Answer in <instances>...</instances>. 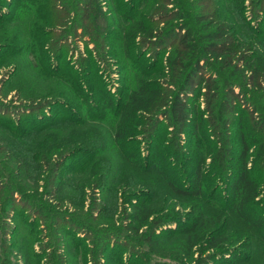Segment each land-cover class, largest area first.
<instances>
[{
  "label": "rangeland",
  "instance_id": "rangeland-1",
  "mask_svg": "<svg viewBox=\"0 0 264 264\" xmlns=\"http://www.w3.org/2000/svg\"><path fill=\"white\" fill-rule=\"evenodd\" d=\"M189 1L192 14L213 11L204 0ZM155 2L138 1L134 17L143 21L146 18L158 20L151 26L155 33L162 32L169 24L172 28L156 38L151 46L138 42L132 56L139 59V65L129 60L120 65L113 59L115 37H111L112 29L121 24L119 19L124 21L120 9H129L130 0H0V264H82V253L87 244L78 248L76 241L81 238H87L91 244L94 240L95 244L91 247L93 250L88 249L84 255V264H90V261L92 264H225L224 258L233 254L238 255L239 260L230 261V264H264V242L259 241L252 229L224 210V180L221 177L213 175L204 179L200 197H183L170 192L155 169L148 167L144 156L152 142L160 151H165L169 139L166 121H161L155 130L156 139L146 141L138 135L133 144L123 148L128 156L138 149L142 151L138 167L127 163L124 154L116 151L110 140L103 137L97 128L99 124L85 121V114L89 117L90 114L108 113L99 97L100 86L112 94L114 105L117 92L130 91L143 79L154 78L171 88L181 81L183 75L166 66V60L171 56L169 52L174 51L172 44L181 35L180 29L174 28L180 20L165 17L172 5ZM260 25L264 30V23ZM147 70L151 71L150 75ZM56 72L65 74L67 79L59 83L51 81L49 76ZM201 74L203 79L196 80V87L185 99L188 111L191 113L196 109L198 125L200 118L207 120V117L219 114L224 120V106L221 108L223 72L210 66ZM210 108L214 110L211 113ZM236 113L238 109L233 102L232 121L237 118ZM63 115L86 123L74 134L69 132L68 138L79 140L73 145L91 151L92 158L78 155L67 159L56 179L50 184L48 180L44 190L39 189L42 193L50 191L51 195L53 192L54 197L52 200L42 198L45 204L38 214L25 207L28 199L21 201L20 196H8L4 186L9 184L18 188L30 181H23L29 176L23 170L25 160L29 159V145L42 139L45 146L40 147L44 149L52 143L48 134L31 135L30 130ZM210 124V120L204 126L201 123L195 137L193 128L183 135V143L179 146L182 164L191 159L188 166H192L193 162L203 158L204 170L210 169L207 154L211 146L200 140L205 127L211 133ZM16 130L30 134V142L20 143ZM214 130L224 134L221 125ZM231 130L236 133L238 127ZM87 159L89 163L83 164ZM171 163L176 167L171 176L180 181L185 179L181 174V161ZM28 164L32 171V163ZM3 175L6 180L2 179ZM28 189L30 187H25L23 191ZM146 194L151 196L144 197ZM136 201L143 203L144 210L155 212L158 219L162 214H171L176 220L173 225H165L163 233L156 229L161 236L160 239L156 237L159 243L155 245L146 243L155 229L141 228L138 233L127 230L135 226L129 204ZM193 207H200L206 218L220 219L223 229L226 218L229 236L226 256L224 249L204 252L203 242L189 254L181 252L185 247H181L178 225H186ZM55 215L61 216L60 219L51 221V216ZM57 223L62 224L61 227L56 226ZM50 233L56 236L54 241L48 239ZM103 233L113 238L102 239ZM98 240L110 242L108 251L99 257L96 251L103 241ZM150 246H154L153 249ZM39 252L45 255L39 256Z\"/></svg>",
  "mask_w": 264,
  "mask_h": 264
},
{
  "label": "trees",
  "instance_id": "trees-1",
  "mask_svg": "<svg viewBox=\"0 0 264 264\" xmlns=\"http://www.w3.org/2000/svg\"><path fill=\"white\" fill-rule=\"evenodd\" d=\"M138 1L140 0H130L129 9L125 11L120 9L124 21L119 19L121 24L114 27L112 36L110 35L115 37L113 42L115 58L113 59L120 65H124L128 60L139 65V59L132 56V51L138 42H145L151 46L156 38L163 36L173 26L169 24L162 32L155 33L151 26L158 20L146 18L143 21L139 17H134V7ZM154 1L172 5L169 15L165 17H176L180 20L174 24V28H179L181 35L177 36L172 44L175 46L174 51L169 52L171 56L167 58L166 66L181 73L183 75L181 81L171 88L168 84L154 78L143 79L130 91L117 92L114 105L110 97L112 94L100 86L99 97L102 98V104L108 113L90 114L89 117L85 114V121L99 124L97 128L103 137L110 140L116 151L124 154L127 163L136 167L141 161L142 151L138 149L128 156L127 152H123V148L133 144L138 135L145 137L146 141L148 138L156 139L155 130L158 129L161 121H166L169 135L165 147L166 152L160 151L152 142L144 156L148 167L152 166L155 169L156 174L163 180L170 192L183 197H200L203 194L204 179L213 175L221 177L224 180V210L252 229L259 241L264 242V30L260 25L264 23V0H204L208 6L213 7V11L196 14H192L191 9L193 8L189 0ZM219 19L224 22H217ZM140 35L145 37L141 39ZM210 66L223 72L224 98L221 108L224 106V120H222V114L207 117L208 122L211 121V133H208L206 127L201 133L200 140L208 142L211 146L207 154L210 156L208 164L210 169L205 171L203 158L193 162L192 166H188V163H192L191 159L182 164V159L179 158V146L183 143V135L187 134L190 128H193L192 135L195 137L199 125L203 123L204 126V123H208L204 118H200L201 122L198 125L196 109H192L190 113L185 99L188 98L189 91L196 87V80L202 78L201 71ZM146 73L150 75L151 71L147 70ZM49 78L59 83L66 80L67 76L56 72ZM167 91L170 93L167 94ZM81 95L84 96L83 93ZM232 101L238 109L237 118L233 121L230 118ZM209 106L210 102L205 113ZM162 108L164 109L161 110ZM213 111L210 108V113ZM65 115L42 122L30 130L31 135L48 134L52 143L44 149L40 147V145L45 146L42 139L32 141L33 145L28 144L31 149L27 156L29 159L23 164L25 166L23 170L28 172L29 176L23 181H30L23 186L19 185L20 188L15 186L14 188L9 184L4 186L8 196H20L21 201L28 199L25 207L38 214L45 204L42 198L52 200L54 197L53 192L51 195L50 191L42 193L39 189L44 190L48 180L50 184L56 179V175L67 159L78 155L92 158L91 151L73 145L79 140L68 138L70 133L74 134L75 131L85 127L86 123L79 121V118H67ZM218 125L224 127V134L215 132L214 129ZM236 126L238 131L236 130L235 133L231 129ZM16 133H18L20 143L30 142L31 135L27 132L16 130ZM87 161L88 159L83 164ZM169 161L176 164L181 161V174L185 179L180 181V178L176 179L171 176V172L175 171L176 167L170 165L172 163ZM28 163H32L33 172L29 170ZM44 173L46 176L43 175ZM2 179L6 180L4 175ZM25 187H30V189L23 191ZM213 192L215 194L216 190ZM150 196L151 194H146L144 197ZM138 201L129 204L130 209L133 210L132 223L134 222L135 226L127 230H135V233H138L141 228L155 229L153 235L146 241L150 245H155L159 243L158 239H160L161 232L163 233L162 228L169 223H175L176 220L171 214H162V217L158 219L155 212L144 210L143 203L139 204ZM57 217L59 216H51V221ZM222 224L220 219L206 218L200 207H193L189 212L186 225H178L182 238L181 247H185V250L181 252L189 254L192 248L203 242L204 252L224 249V256H226L229 253L227 248V237L229 236L225 217L224 229ZM57 225L61 227L62 224L57 223ZM158 228L161 232L156 231ZM101 235L104 237H101L102 239L113 238L106 233ZM48 239L54 241L56 236L50 233ZM93 241L92 244L87 238L76 241L78 248L87 244L82 253V264H84V255L87 254V250L95 245ZM98 241L103 242L96 251L97 257L103 255L110 247V242ZM150 247L153 249L154 246ZM38 255L45 254L39 252ZM224 260L225 264H230V261L239 260V256L229 255ZM90 264H92L91 261Z\"/></svg>",
  "mask_w": 264,
  "mask_h": 264
}]
</instances>
